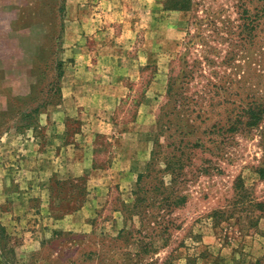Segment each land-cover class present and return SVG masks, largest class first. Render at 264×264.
I'll return each mask as SVG.
<instances>
[{
    "label": "rangeland",
    "instance_id": "1",
    "mask_svg": "<svg viewBox=\"0 0 264 264\" xmlns=\"http://www.w3.org/2000/svg\"><path fill=\"white\" fill-rule=\"evenodd\" d=\"M167 4L0 0V222L16 264H264V116L228 132L220 102L264 96V30L237 0ZM182 59L205 111L183 138L201 145L175 152L185 200L156 214L133 191L137 174L146 188L165 175L157 123L178 124L165 85Z\"/></svg>",
    "mask_w": 264,
    "mask_h": 264
},
{
    "label": "trees",
    "instance_id": "2",
    "mask_svg": "<svg viewBox=\"0 0 264 264\" xmlns=\"http://www.w3.org/2000/svg\"><path fill=\"white\" fill-rule=\"evenodd\" d=\"M168 4L167 7L170 9H187L190 6V0H167ZM238 2V9L237 12L240 18L248 20L252 24V28H257L261 26L264 30V0H237ZM254 2L257 4V8L255 9L254 13L250 14L248 10V3ZM202 20V19H201ZM197 21V19H196ZM200 21L196 22V25L199 24ZM251 28V29H252ZM247 33H249L247 31ZM196 37V34L192 35ZM192 37L187 39V44L192 42ZM206 61V60H205ZM187 62L185 59L181 60V68L178 70L177 73H169L167 77V82L165 85V94L167 95L168 99H172V104H174L172 112H176L179 114L180 118L177 119L178 124L171 123V121L164 120L162 122L157 123V133L164 140V146L169 147V151L164 152L161 156L163 161V168L156 170L158 174H165L164 176L161 175L158 178V181H155L153 186H149L148 188L142 186V179L146 175H142L141 173L137 174L136 178V185L133 191V194H142L143 197L141 200L143 202L146 198L149 197L148 194H152L153 197H149L151 199L150 206L154 211L157 213H164V215L169 214L173 208L180 207L185 200V195L182 194L178 190V186L176 184V173L174 168V160H178L175 155L177 149L182 150L186 146H197L201 145L200 141L189 142L185 141L183 136H187L190 133L195 131V123L198 124L199 122H203L204 119H194L193 112L200 116L204 114L205 111L202 109L193 110V103L195 101V97L192 94H187V88L190 84V81L193 79V70L187 66ZM226 82L230 84H234L237 82L235 76L228 77ZM176 86V88H175ZM222 87V86H221ZM209 89H218L219 87L215 84H211ZM206 88V89H208ZM225 89V88H223ZM215 91V90H212ZM205 93V92H203ZM215 94L217 95L216 91ZM207 94L204 95H197L196 97L199 98V101L206 98ZM205 97V98H204ZM208 99H213V95L207 96ZM216 101V102H215ZM215 101H208V106H213L216 103H219V100ZM226 105L227 108V120H226V130L228 132H237L241 129H250L256 126L264 116V96H248L247 101L245 104L234 106V102L230 101L228 98L222 99V101ZM181 106V108H180ZM191 106V107H189ZM184 107V108H183ZM200 112V113H199ZM191 116V117H190ZM202 116V115H201ZM174 120V119H172ZM194 120H198V122H194ZM158 122V120H157ZM176 131V133H174ZM170 145H172L170 147ZM173 147H176L174 149ZM159 148V149H158ZM162 145L157 141L155 138L151 152H150V159L149 164L147 167L151 165V162L158 160L160 157ZM151 169L147 170L150 172ZM257 174L260 177H264V167H260L257 170ZM167 179H166V178ZM138 199V196L135 197ZM144 214V212H143ZM160 217L162 215H159ZM156 228H169V226H174L173 222L168 220H161L154 222ZM150 243V242H149ZM145 242L143 243V251H147L150 249V244ZM0 264H16L14 261L13 255V248L9 244V235L7 234L5 227L0 222ZM254 264H262L261 261L256 260Z\"/></svg>",
    "mask_w": 264,
    "mask_h": 264
}]
</instances>
